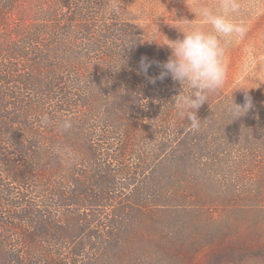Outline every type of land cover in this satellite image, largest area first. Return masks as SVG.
I'll use <instances>...</instances> for the list:
<instances>
[{
  "label": "trees",
  "instance_id": "trees-1",
  "mask_svg": "<svg viewBox=\"0 0 264 264\" xmlns=\"http://www.w3.org/2000/svg\"><path fill=\"white\" fill-rule=\"evenodd\" d=\"M100 9L98 0H0V181L31 193L20 206L0 184V264H226L255 251L244 243L259 242L185 218L264 212V104L251 100L236 119L230 106L248 95L218 90L194 130L172 104L182 85L151 82L169 57L142 47L129 24H96ZM73 102L96 117L114 110L127 134H70L62 125Z\"/></svg>",
  "mask_w": 264,
  "mask_h": 264
},
{
  "label": "rangeland",
  "instance_id": "rangeland-1",
  "mask_svg": "<svg viewBox=\"0 0 264 264\" xmlns=\"http://www.w3.org/2000/svg\"><path fill=\"white\" fill-rule=\"evenodd\" d=\"M102 2L103 15L100 12L99 19L110 18L116 29L123 28L129 24L140 34L139 42L142 41V47L153 49L163 56H170L171 49L167 46H161L169 40L175 41L183 38L181 30H186L189 25L192 27H201L204 30H210V25H204L201 18L197 15L199 9L203 6L218 7L221 0H98ZM241 5L240 12L236 16L238 22L246 26V33L241 39H233L226 43V64L227 78L219 92L224 96L242 93L251 97V100L264 104V0H238ZM107 8V9H105ZM34 10H31V15ZM16 16H17V12ZM102 16V17H101ZM31 20L32 17H28ZM12 24V23H11ZM127 39V38H125ZM141 40V41H140ZM102 41V40H101ZM159 43V44H158ZM105 50L107 46L104 47ZM104 50V51H105ZM87 55L83 48L79 50L80 55ZM72 78L68 77L66 86L68 92L74 91L70 84ZM139 86V85H137ZM122 90H128L131 87L128 83L120 85ZM114 110L104 108L101 114L96 117L92 115L89 105H73L66 111L64 116L66 121L71 123L70 129L75 133L70 134H127L124 124L121 125L117 120L118 116L110 114ZM88 114L90 117L88 118ZM41 125L45 126V118L38 116ZM79 127V131L77 128ZM149 127V122L142 120L140 128L143 130ZM105 130V131H104ZM25 132V131H24ZM22 131V133H24ZM26 133V132H25ZM24 133V134H25ZM42 134H47L44 128ZM138 134H147L141 132ZM48 136H57V134H48ZM98 138V137H97ZM6 184L14 192L13 202L22 206L24 196L31 199V193H27L15 183L9 180H2L0 184ZM25 194L24 196L21 194ZM15 197V198H14ZM25 200V199H24ZM215 218L202 215V218L194 215H187L186 220H194L200 224L204 230L211 233H217L220 228L224 233L231 234L234 237H246V240H252L259 243L246 241L248 247L256 246V250L245 251L235 259L227 261L226 264H264V212L250 211L243 213H215ZM240 237V238H242ZM195 259L203 260L207 257L208 249L202 248L194 253L193 249L187 248ZM136 253V250H132ZM131 252V253H132ZM137 253L136 255H141ZM195 264V263H194Z\"/></svg>",
  "mask_w": 264,
  "mask_h": 264
},
{
  "label": "clouds",
  "instance_id": "clouds-1",
  "mask_svg": "<svg viewBox=\"0 0 264 264\" xmlns=\"http://www.w3.org/2000/svg\"><path fill=\"white\" fill-rule=\"evenodd\" d=\"M240 7L238 0H221L215 8L203 6L197 15L204 25H210V30L189 25L186 30L180 29L184 34L182 39H168L167 43L160 44L169 47L171 55L159 65L162 70L151 82L155 83L156 79L163 80L170 76L173 81L182 85V91L173 97L172 104L194 130H198L201 123L198 110L208 102L209 95L222 88L226 81V43L243 38L247 31L246 26L236 19ZM140 65L141 70L147 74L152 62L142 57ZM185 87L187 92H183ZM245 99L244 105L233 101L230 106L236 119L253 107L251 97L246 96ZM62 127L67 130L71 123L64 121Z\"/></svg>",
  "mask_w": 264,
  "mask_h": 264
}]
</instances>
